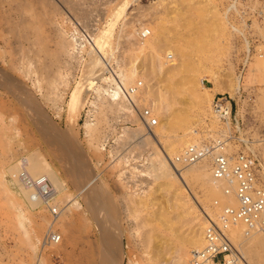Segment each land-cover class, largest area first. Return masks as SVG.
Listing matches in <instances>:
<instances>
[{"label": "rangeland", "instance_id": "rangeland-1", "mask_svg": "<svg viewBox=\"0 0 264 264\" xmlns=\"http://www.w3.org/2000/svg\"><path fill=\"white\" fill-rule=\"evenodd\" d=\"M123 4L105 47L110 56L105 67L111 70L106 76L135 64L140 71L133 81H142L143 106L154 101L150 86L164 92L169 111L151 115L158 123L153 129L161 127L166 114L174 120L170 147L185 136L200 144L226 140L227 154L256 157L264 186V0H0V180L6 179V186L0 184V264H108L107 235L119 252L114 264H185L191 253L183 257L175 240L197 239L196 227L207 215L216 219L228 203L229 197L214 194L209 183L190 175V192H183L180 201L165 191L151 167L154 143L136 144L122 136L123 126L137 124L115 108L94 112L98 94L93 89L84 94L80 112L68 115L71 91L87 75L89 47L111 22L114 8ZM142 26L151 29L146 41L156 33L165 37L156 60L134 49L137 34L131 42L126 39ZM72 32L81 36L84 49L70 54ZM169 48L180 65L167 77L158 68L171 59ZM237 76L240 92L232 98L224 94L232 108L226 125L211 108L206 112L196 105V96L211 107L222 94L210 98L207 90L196 88L195 79L234 90ZM88 122H94L92 128ZM33 154L52 166L64 187L55 195L63 212L53 226L61 240L44 249L41 242L55 217L41 204L31 206L9 171L21 156ZM78 164L83 177H74ZM209 164L199 163L208 172ZM155 212L161 216L155 218Z\"/></svg>", "mask_w": 264, "mask_h": 264}, {"label": "bare ground", "instance_id": "bare-ground-1", "mask_svg": "<svg viewBox=\"0 0 264 264\" xmlns=\"http://www.w3.org/2000/svg\"><path fill=\"white\" fill-rule=\"evenodd\" d=\"M234 6L235 4L233 3L230 5V8ZM125 8H126V4H123L120 7L116 6L114 8V11L111 16L112 17L111 22H109L108 26L105 29H103L97 35L96 38H94V43L90 45L89 50L87 52L88 53L87 55L89 57V60L86 62L87 75L85 77V80L82 81L83 83L81 82V84H79L75 89L73 88L74 90L72 89L73 92L71 91V97L69 99V106H68L70 108L69 109L70 113H68V115L71 114L72 116L73 114L75 115V113H78L77 111L81 109V107L83 106L84 100H85L84 94H87V92L93 89L98 94L96 100L92 101V104L95 107L93 109L94 112H96V109L99 111L107 107H109L110 109L113 108L112 110H114L115 108L116 111L119 112V114L121 113L119 115L120 117H124L126 119L131 118L137 124L136 127L123 126L122 136L134 139L133 141L135 143L137 141L136 144H140V143L146 144L149 142L154 143V147H153L154 150H153V153H151V157H150L151 167H152V171H153L155 179L159 180L160 184L163 185V189L165 191H167L168 193L173 192L172 193L173 196L177 200L180 201V195L183 192L185 191L188 193L190 192L188 188V184H187V177L189 175L193 177H200L203 180H205L206 183H209V185L211 186V190L214 194L218 196L224 195L225 197H229L228 200H226L228 201V203H226V205L224 206H227V205L237 206L238 201L234 193L236 184H230L227 180L223 178L215 179L212 175L211 159L209 157L203 158L200 161H197L189 165H185V166H180L178 163H176L178 165L177 169L171 165L170 159L175 160V157L179 155L180 152L184 150V148L192 144L200 145V143L199 142L197 143L196 140H194L193 138L191 139L185 136L182 140L178 139L177 140L178 143L176 145H173L172 147H170V145L173 143L172 126L174 125L175 122L169 114H166L165 116H163L162 118L163 123L159 129H153V127H155L158 124L156 117H153L156 120V122L154 125L151 126V129L147 128L145 124L142 122L140 112L143 111L144 109H149V111L151 112H157L159 115H161L159 112L169 111V105L163 102V100L166 99L164 98V94H163L164 92H160V90H157L156 88L150 86L151 96L153 97L154 101L147 103L146 106H143L141 104V99L144 101L145 98L142 94L143 91L139 87V85L142 84V81L141 82H139L140 80L133 81L135 74H137L140 71L135 66V64H133L132 67H130L131 65L128 66L127 67L128 69L127 68L124 69L120 66L119 68H117V70H112L113 71L112 73H114L115 75L110 74L109 76H106L105 74L106 71H111V70L110 68L105 67L106 63H108L107 60H105V56L107 58L110 57L109 55H107V51L105 47L111 37L115 23L121 17ZM78 33L79 32H77V34ZM135 34H137V40L135 38L136 41L134 40V42L131 43L132 46L135 45L134 49L140 48L141 51L146 50L147 52L151 53L153 55L152 57L156 60L158 56L157 52L165 41L164 35L162 33H156L154 34V36L151 37L150 41H146L145 39L147 38V36L151 34V29L146 26H142L140 29L136 28L132 30V32L127 33L126 39L129 40V42H131ZM71 36L72 38L70 39L71 40L70 46L72 47H71V52L68 51V53L73 54L75 49L79 51L82 49L81 51H83L84 43H83V40L80 38L81 36H78L81 40H78V37L76 36L75 32H72ZM173 54H174V51L171 48H169V53L167 54V58H171L170 60L168 59L171 62L169 61L161 62L160 68H158V70L160 71L162 70L163 75L167 77H170L172 74H174L175 70H177L178 69L177 67L180 65V60L178 57L172 60ZM154 71H155L154 66H152V68L149 67V69H147V72H149L150 74ZM116 76H118V78ZM214 78H216V76H214ZM240 81H241L240 77L237 76L234 90L229 87H226L220 90L216 86L217 84H215L214 87H207L204 85L203 79L200 77L195 79V85H196V88L198 87V88H203L207 90L210 93L209 94L210 98H213V96L216 95L215 93H218V92H220L222 95L228 93L229 94L228 96L232 98L235 96L237 92H240V85H241ZM125 88L128 90V92L125 91ZM198 94L199 93H197V95ZM196 98H197L196 105L198 107L204 108L206 112H209L208 109L211 108L214 114V118L218 120L217 117H215L216 115L213 111L212 105L211 107H209L208 104L205 106L204 105L205 100L199 99V97L197 96ZM180 120L184 121V119H180ZM225 123L226 125H230L229 120L226 121ZM93 124L94 122L93 123L88 122L85 125L87 128H92ZM133 124L134 122L132 121L131 125ZM161 142L167 145L166 148L159 146ZM181 145H187V146H185L180 152H178L179 151L178 148ZM203 160H209L210 162L209 172L205 171L204 169H201L199 163ZM133 168H136V167L133 166L131 169ZM22 170L27 171L28 174L31 175L32 177L44 176L48 178L53 188L55 187L54 188L55 193L62 192L64 189L63 184H62L63 182L61 183L57 172L39 154H33L28 157L21 156V158L18 159L17 163L9 168V171L13 179L15 180L14 181L15 186L21 190V192L24 194V196L26 197L27 201L31 204V206H38L41 204V201L34 200L32 197V190L24 186L21 183L19 175ZM75 171L77 172V174L75 173L76 175H74V177L77 175L78 177L79 176L83 177L85 175V170L81 164H78L75 167ZM94 182H95L94 179L88 181L86 184H84L80 188L79 193L87 190ZM0 184L3 186H6L5 185L6 179L2 177L0 180ZM227 189L229 190L228 193H226ZM19 211H20L21 216L25 215V212L22 207H19ZM62 212H63V209H59V215ZM153 214L155 218L161 216L159 212H155ZM58 216L55 217L52 221L48 222L49 227L47 231H50L51 229L53 230V226L55 222L57 221ZM205 221L204 223H201V226L196 227V229H198L197 239H196V236H194L191 239L179 238L178 240H175L177 241L179 245H181V251L184 253L183 257L184 256L187 257L188 255H190L189 251L192 254L193 251L204 247L205 245V239H204ZM243 224L244 223H241L240 221H234L230 224L229 229H228V234L231 237V240L236 244L237 248L239 249V250L237 249L238 255L235 256L234 259H232V257L226 256V260L223 263L208 262L206 264H250V263L264 264V234H259L261 232H258L256 230H253L254 233L253 232L247 233L245 226ZM172 230L174 229L172 228ZM37 241L41 242V238L37 237ZM113 242H114V239L109 235L103 238V245L107 251V258H109L108 264H114L115 259L119 257L118 249L116 248L115 244L113 245ZM155 243L160 246L162 242L159 244V241L157 240V242ZM41 244H42V248L44 249L45 247H43V240ZM255 250H258L260 252L257 253L255 252ZM39 258H41V254H39ZM185 264H189V261L185 262Z\"/></svg>", "mask_w": 264, "mask_h": 264}, {"label": "built area", "instance_id": "built-area-1", "mask_svg": "<svg viewBox=\"0 0 264 264\" xmlns=\"http://www.w3.org/2000/svg\"><path fill=\"white\" fill-rule=\"evenodd\" d=\"M125 91L128 90L125 88ZM228 98L224 95L215 96L212 108L221 121L231 119L232 108L228 105ZM141 120L151 129L156 120L149 109L140 112ZM226 140L217 139L211 143L189 145L175 160L170 159L174 168L189 165L203 158L211 159L212 175L215 179H225L230 184H236L234 193L237 206H224L215 218L206 216L204 225V247L192 252L189 264H206L208 262H224L226 256L238 255L235 245L229 237L228 229L232 222L244 223L246 232L256 230L264 234V186L258 179V162L252 153L239 152L234 155L224 152ZM21 183L32 190L34 200L41 201L52 216L59 215V207L55 203V190L48 178L44 176L32 177L27 171L22 170ZM231 191V190H230ZM229 190H226L228 193ZM217 204V202H216ZM61 240V235L56 230L47 231L43 239V247Z\"/></svg>", "mask_w": 264, "mask_h": 264}]
</instances>
